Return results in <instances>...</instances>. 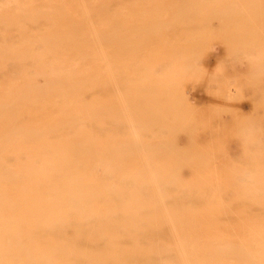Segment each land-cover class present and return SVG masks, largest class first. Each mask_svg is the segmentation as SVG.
<instances>
[{
    "label": "bare ground",
    "instance_id": "6f19581e",
    "mask_svg": "<svg viewBox=\"0 0 264 264\" xmlns=\"http://www.w3.org/2000/svg\"><path fill=\"white\" fill-rule=\"evenodd\" d=\"M155 1L0 0V264H264V0Z\"/></svg>",
    "mask_w": 264,
    "mask_h": 264
},
{
    "label": "rangeland",
    "instance_id": "374dc122",
    "mask_svg": "<svg viewBox=\"0 0 264 264\" xmlns=\"http://www.w3.org/2000/svg\"><path fill=\"white\" fill-rule=\"evenodd\" d=\"M176 1H177V0H169L168 2H176ZM178 1H180V2H182V3H183V2H184V3H189V1H184V0H178ZM155 3H162V0H156ZM78 38H79V39H77V42H79V43L82 42L83 45H84V44L86 45V43L88 44V40L85 41L84 39L80 38V36H79ZM80 39H82V40L80 41ZM51 40H52V39H51ZM84 41H85V42H84ZM89 43H90V41H89ZM92 43H93V42L91 41V44H89L91 47L94 46V43H93V44H92ZM47 83H48V85L51 84L50 82H47ZM34 84H35V83H34ZM34 84H33V85H34ZM33 85L30 87V90H29V92H30L29 94H30V95H29L28 93H25V94H24V92H22V93H21L22 95L20 94V96H21L22 98H20V96H19V97H16V98H18V99H16V100L14 99V100L12 101L13 104H14L15 101H16V102H22V103H15V104H16V105H14L15 107L12 105V106L10 107V110H11L12 112H14V108H15V110L18 108L19 111L22 112V107H23L22 104H23V102H24L23 100H24V99L26 100V98H27V99L30 98V99H33L32 101H36V100L40 99V97L45 96V95H47L48 93H51L50 91H49L48 93H46V91L43 90L44 85H46L45 83H37V85L35 84L36 86H35V85L33 86ZM34 91H35V93H37V94H35ZM40 92L42 93V95H41ZM43 93H44V95H43ZM45 93H46V94H45ZM26 94H28V95H26ZM32 94L35 96L36 99H35L34 97L31 98V97L33 96ZM38 94H40V95H39V96H36V95H38ZM28 100H29V99H28ZM12 103H11V104H12ZM17 104L20 105V106H18ZM16 106H18V107L16 108ZM0 107H1V110H2V111L7 112V110H8L7 108H8V107H6V106H4V105H2V106H0ZM13 107H14V108H13ZM19 111L17 110V111H16L17 113H14V114H18ZM12 112H11V113H12ZM21 112H19V114L16 115V116H15L13 113H12V115L10 114V115H11V120H12V118H14L13 116L16 117V119H14L15 124H14L13 120L11 121V124L15 126L16 123H17L18 126H17V125L15 126L17 129L19 128L20 125L23 126V127L20 126V128H19L20 131L22 130V131H21L22 133H24V134L26 133L25 135H26V138H27V139H31V140H32L33 135H35V134L37 133V132H36V129H34V128H35L34 126H32V127H34V128L30 127L31 125L29 126V125L25 122V121H26V120L24 119L25 116L22 118V120H25L23 123L20 122V121L18 120L19 118H21ZM17 121H18V122H17ZM19 122H20V124H19ZM26 125H27V126H26ZM24 126H26V129L24 128ZM29 127H30V128H29ZM9 129H10L11 131H10ZM7 130H9V131H7ZM7 130H6V131H7V134H8L9 136H8L7 134H5V137H3V141L9 140L12 136L14 137V133H13L14 130H13V128H12V127H9V128H7ZM6 131L4 130L5 133H6ZM30 131H31V132H30ZM22 133H21V134H22ZM27 135H29V136H27ZM30 135H31V136H30ZM7 136H8V137H7ZM13 137H12V138H13ZM7 138H9V139H7ZM31 140H30V141H31ZM3 145H5V143H2V139L0 138V146H1V147H0V150H4V149L8 146V145H6V147L4 146V147H5V148H4ZM2 148H3V149H2ZM2 168H3V167H2ZM4 168H6V169H4V171H2V169L0 168V170H1L0 172H1L2 176L5 178V177H6L5 175H7V174L9 175V173L11 174L13 170H11L12 168H11L10 166H8V168H7V166H6V167L4 166ZM10 168H11V169H10ZM3 173H5V175H4ZM8 177H10V175L7 176L6 178H8Z\"/></svg>",
    "mask_w": 264,
    "mask_h": 264
}]
</instances>
